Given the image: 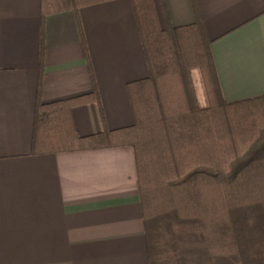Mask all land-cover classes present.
<instances>
[{"label": "crops", "instance_id": "obj_1", "mask_svg": "<svg viewBox=\"0 0 264 264\" xmlns=\"http://www.w3.org/2000/svg\"><path fill=\"white\" fill-rule=\"evenodd\" d=\"M164 3L172 27L194 22L190 0ZM198 3L223 100L264 96V0ZM147 76L129 0L42 24L39 0H0V264H147L132 148L30 155L38 103L95 91L77 134L117 130L134 122L126 85Z\"/></svg>", "mask_w": 264, "mask_h": 264}, {"label": "trees", "instance_id": "obj_2", "mask_svg": "<svg viewBox=\"0 0 264 264\" xmlns=\"http://www.w3.org/2000/svg\"><path fill=\"white\" fill-rule=\"evenodd\" d=\"M114 0H39V16ZM129 0L148 76L126 92L129 127L81 137L72 110L95 91L38 103L32 156L116 147L133 150L147 264H264V96L226 103L198 0L194 22L172 27L164 0ZM207 106H200L192 73Z\"/></svg>", "mask_w": 264, "mask_h": 264}, {"label": "rangeland", "instance_id": "obj_3", "mask_svg": "<svg viewBox=\"0 0 264 264\" xmlns=\"http://www.w3.org/2000/svg\"><path fill=\"white\" fill-rule=\"evenodd\" d=\"M198 74H199V73L195 72V73L193 74V79H194V84H195V86H196L198 99H199V101H200L201 103H203V102L205 101L206 97H205V93L203 92L202 87L200 86V82H199V78H198V77H200V76H199ZM206 106H207V105H206Z\"/></svg>", "mask_w": 264, "mask_h": 264}]
</instances>
